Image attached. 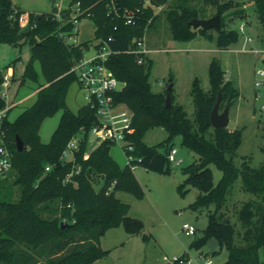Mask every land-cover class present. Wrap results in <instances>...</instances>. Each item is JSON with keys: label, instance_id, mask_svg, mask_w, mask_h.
<instances>
[{"label": "trees", "instance_id": "trees-1", "mask_svg": "<svg viewBox=\"0 0 264 264\" xmlns=\"http://www.w3.org/2000/svg\"><path fill=\"white\" fill-rule=\"evenodd\" d=\"M77 0H71V5ZM110 0H81L88 9L96 29L95 39L105 40L112 53L107 64L124 83L113 93L117 103L126 105L132 112L133 132L127 137L132 149L127 151L147 168L165 171L170 169L168 154L174 147L175 136L195 152V161L182 168L187 176L179 185L184 192L188 186L198 189L191 207L206 209L208 224L201 237L191 247L201 248L209 239L226 248L225 264H264V161L253 166L244 156L240 165L235 163L237 150L242 143L241 128H214L210 121L213 106L222 96V107L231 106L239 97V90L228 79L221 60L213 57L209 64L211 88L203 91L198 81L193 85V117L176 101L174 87L170 91L171 105L166 104L169 83L155 91L150 79L152 58L131 51L135 39L148 34L158 17L165 13L169 28L176 40H188L198 34L208 35L209 29L193 27V18H210L221 15V29L217 30L216 44L227 49L241 36L239 28L231 25V9L239 7L237 0H202L197 6L192 0H115L120 14L110 12ZM254 14L264 28V0H252ZM215 12L207 15L208 7ZM160 8V9H159ZM131 11L134 21L127 23L124 13ZM242 10L240 9L239 12ZM27 13L13 0H0V42L14 46L28 43L31 56L25 66L21 83L27 79L44 81L36 88L35 101L14 120L6 118L5 133L13 152L14 177L1 187L17 186L16 198L0 197V264H90L103 257L100 239L108 229L123 225L129 233L144 228L142 220L129 215L130 204L116 195L125 190L142 198L145 192L129 164L121 167L111 155L114 143L103 141L89 149V130L98 123L96 109L90 104L74 112L67 106V92L74 80L73 63L84 56L88 41L70 42L74 35L70 22L62 23L50 13L28 12L29 23L20 24V16ZM71 14V7L65 19ZM39 64L40 71L37 67ZM15 74L13 75V79ZM3 75L0 74V85ZM172 82V78L170 79ZM6 105L0 95V107ZM221 108V105H220ZM62 110L60 122L49 142H43L40 127L43 120ZM224 109V108H223ZM10 111V110H9ZM162 127L168 137L157 145H149L144 136L148 130ZM24 143L17 149L16 136ZM80 136L75 160L61 159L69 140ZM264 150V147H262ZM88 152V153H87ZM87 153V154H86ZM86 154V155H85ZM211 164L222 176L214 181ZM50 166V170L46 167ZM79 167L69 180L67 174ZM240 180V189L252 194V199L241 205L234 204L235 218L228 213V196ZM100 184L97 189L95 184ZM187 186V187H186ZM182 256L187 257L186 254ZM166 264H177L166 263Z\"/></svg>", "mask_w": 264, "mask_h": 264}, {"label": "rangeland", "instance_id": "rangeland-1", "mask_svg": "<svg viewBox=\"0 0 264 264\" xmlns=\"http://www.w3.org/2000/svg\"><path fill=\"white\" fill-rule=\"evenodd\" d=\"M197 6L202 5V0H192ZM239 7L231 9L233 12L229 19L231 25L239 28L244 23L245 30L239 40L227 49H219L216 44L217 30L209 29L208 35L198 34L188 40H176L169 28V24L162 13L150 27L147 34L149 56L152 58L151 82L155 91L162 90L172 78L174 97L181 103L189 117L194 114L192 90L197 80L203 91H209L211 82L209 77V64L213 57L221 60L227 72V77L239 90L237 101L230 108L229 128H241L243 138L235 156V163L240 165L244 156L250 158L253 166H258L264 161V84L257 88L255 80L256 70L264 68V28L254 14L252 0H237ZM22 10L34 13H50L55 11L54 0H13ZM70 0H64L67 5ZM242 10L239 12V10ZM207 15L215 12L214 7H208ZM200 17L204 14L200 13ZM96 26L92 18L81 20L79 32L74 34L70 42L88 41L90 48L85 51L86 56L95 53ZM251 38L250 41L246 40ZM31 56L28 43L14 46L8 42H0V74L15 69V78L9 86L0 85V95L7 92L5 101L12 105L9 119L14 120L24 109L32 105L37 94L36 88L43 82L27 79L21 83L26 64ZM37 67L40 71L39 64ZM67 106L77 112L85 105L87 100L78 80H74L67 92ZM223 102L220 111L223 110ZM62 110L45 118L40 127V136L43 142H49L57 128ZM168 132L162 127H155L147 131L144 140L149 145H157L166 140ZM92 149L97 142L94 135L90 136ZM94 140V142H93ZM172 145L177 149L176 158L180 163L171 162L170 169L158 171L147 168L137 161L133 162V173L140 182L145 195L142 198L134 194L119 190L116 195L122 201L130 204L129 215L139 218L144 223V228L139 233H129L123 225L108 229L100 239L103 249L109 250L103 257L90 264H166L164 256L187 257L193 264H203L204 259H211L213 264H225L228 258L226 248H219L212 253L205 244L201 248L191 247V242L196 237H201L208 224L206 209L196 210L190 205L198 195V189L188 186L184 192L179 190V185L184 182L186 175L182 168L193 163L198 155L182 144V137L175 136ZM111 155L123 168L127 164V156L120 144L114 143ZM214 181L217 183L222 176L221 170L214 164L210 165ZM238 180L232 195L228 196L227 213L234 219V204L241 205L244 200L254 196L240 189ZM100 184H95L97 189ZM187 187V186H186ZM19 188L17 186L0 187V197L16 198ZM185 223L194 225L195 234H187L183 229ZM264 260V252H261Z\"/></svg>", "mask_w": 264, "mask_h": 264}, {"label": "built area", "instance_id": "built-area-1", "mask_svg": "<svg viewBox=\"0 0 264 264\" xmlns=\"http://www.w3.org/2000/svg\"><path fill=\"white\" fill-rule=\"evenodd\" d=\"M63 1L64 0H54V16L63 24L70 22L72 24V34H77L79 32L81 20L88 17L90 18L92 13L88 9L82 7L81 0H77L72 5L71 0L67 5H64ZM70 7L71 14L68 19H65V13ZM108 7L110 8V12L116 15L120 14L115 0H110L108 2ZM124 16L127 23H132L134 21V15L131 11H126ZM19 19L21 26L27 25L29 23L28 12L23 13ZM239 29L244 33V23L239 26ZM72 37H74V35L68 37V39ZM246 40L250 41L251 38H247ZM131 51L139 54L140 62L143 60L144 56L149 55L150 49L148 47L147 34L135 39V44ZM111 53L112 50L105 40H97L95 44V53L91 56H86L84 54L82 58L73 63L71 71L75 72L77 75L78 82L87 100L86 103L96 109L99 119L98 123L93 125L89 130L88 145H90L92 141L90 138L91 135L96 137L95 142L97 143L111 141L112 143L120 144L126 153L127 164L132 168L134 167L133 162L136 159L131 153H127V151L132 149V145L127 139L134 130L132 126V112L126 105L117 103L114 100L113 93L121 90L124 83L116 77L107 64ZM256 74L255 86L260 88L264 84V68L256 70ZM12 77V73L8 72L4 74L1 85L7 88L11 83ZM1 97L5 99L7 97V92H2ZM11 106L12 105L6 103L4 107H0V187L14 177L13 152L5 133V122L6 118L9 117ZM80 139V136H74L69 140L61 155L63 161L69 162L75 160V154L79 150ZM176 154L177 149L173 147L168 154L169 160L171 162L180 163L181 160L176 158ZM140 160L141 159H137V162ZM50 169V166L46 167V170ZM79 169V167L73 169L67 174L66 179L69 180L74 172H79ZM183 229L187 234H195L197 231L194 225L188 223L183 225ZM164 259L167 260V263H194L188 257L184 256H174L172 258L164 256ZM203 264H213V261L211 259H204Z\"/></svg>", "mask_w": 264, "mask_h": 264}, {"label": "water", "instance_id": "water-1", "mask_svg": "<svg viewBox=\"0 0 264 264\" xmlns=\"http://www.w3.org/2000/svg\"><path fill=\"white\" fill-rule=\"evenodd\" d=\"M39 17V14L38 16ZM189 25L193 27H201L204 29H212L216 30L221 29V15L216 14L210 18H193L188 22ZM173 87V82H170L167 88L166 94V104L167 106L171 105V95L170 91ZM222 101L221 94L219 95L218 100L213 106L210 114V121L214 128H225L229 126L230 123V106L224 107L222 111H220V105ZM16 145L18 150H22L24 147V143L19 135L16 136ZM218 247V241L214 238H211L207 242V248L210 252H213Z\"/></svg>", "mask_w": 264, "mask_h": 264}, {"label": "crops", "instance_id": "crops-1", "mask_svg": "<svg viewBox=\"0 0 264 264\" xmlns=\"http://www.w3.org/2000/svg\"><path fill=\"white\" fill-rule=\"evenodd\" d=\"M9 73H12L13 75L15 74V69L13 67L9 68ZM178 153V152H177Z\"/></svg>", "mask_w": 264, "mask_h": 264}]
</instances>
